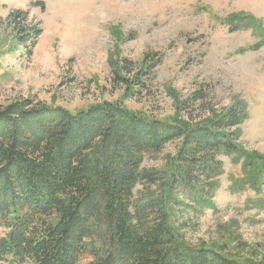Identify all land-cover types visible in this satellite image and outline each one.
Returning a JSON list of instances; mask_svg holds the SVG:
<instances>
[{"label": "trees", "instance_id": "16d2710c", "mask_svg": "<svg viewBox=\"0 0 264 264\" xmlns=\"http://www.w3.org/2000/svg\"><path fill=\"white\" fill-rule=\"evenodd\" d=\"M223 20L231 31L259 27L248 14ZM41 32H21L19 40L31 49ZM260 37L252 48L264 45ZM160 60L148 54L133 79L120 72L114 79L137 88ZM205 97L200 90L177 102L171 120L112 101L77 113L30 99L0 104V264H249L191 245L182 233L188 220L174 225L168 208L192 200L189 189L201 207L212 204L221 156L243 151L235 128L247 106L211 108L199 121L185 115ZM174 142L167 169L146 168L147 157ZM245 154L243 168L256 184L263 171L255 174L258 164Z\"/></svg>", "mask_w": 264, "mask_h": 264}, {"label": "rangeland", "instance_id": "374dc122", "mask_svg": "<svg viewBox=\"0 0 264 264\" xmlns=\"http://www.w3.org/2000/svg\"><path fill=\"white\" fill-rule=\"evenodd\" d=\"M237 14L259 27L231 31L223 19ZM34 29L42 32L30 49L19 35ZM263 33L264 0H0V104L30 99L77 113L112 101L171 120L177 102L202 90L205 104L185 112L199 121L211 108L243 103L249 114L235 128L243 151L221 156L212 204L201 207L189 189L192 200L168 208L174 225L188 220L182 233L191 245L264 264V45L252 48ZM148 54L161 60L143 85L115 81L117 72L133 79ZM178 147L168 144L144 165L167 169ZM245 153L258 164L253 172L263 171L256 184L243 168Z\"/></svg>", "mask_w": 264, "mask_h": 264}]
</instances>
